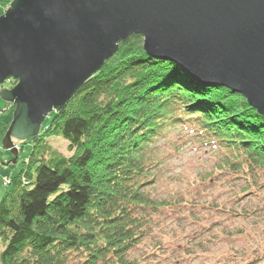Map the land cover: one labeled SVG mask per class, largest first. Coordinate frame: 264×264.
<instances>
[{
	"label": "trees",
	"instance_id": "trees-1",
	"mask_svg": "<svg viewBox=\"0 0 264 264\" xmlns=\"http://www.w3.org/2000/svg\"><path fill=\"white\" fill-rule=\"evenodd\" d=\"M15 109L2 110L3 137ZM177 126L227 153L225 171L264 170V116L246 98L149 57L142 36L129 38L29 140L42 150L0 200V264H137L129 256L150 234V214L168 207L144 191L160 165L152 146ZM53 137L74 155L49 148Z\"/></svg>",
	"mask_w": 264,
	"mask_h": 264
},
{
	"label": "water",
	"instance_id": "water-1",
	"mask_svg": "<svg viewBox=\"0 0 264 264\" xmlns=\"http://www.w3.org/2000/svg\"><path fill=\"white\" fill-rule=\"evenodd\" d=\"M136 35L149 57L264 116V0H14L0 16V97L16 106L3 147L17 157L13 141L38 137Z\"/></svg>",
	"mask_w": 264,
	"mask_h": 264
},
{
	"label": "rangeland",
	"instance_id": "rangeland-1",
	"mask_svg": "<svg viewBox=\"0 0 264 264\" xmlns=\"http://www.w3.org/2000/svg\"><path fill=\"white\" fill-rule=\"evenodd\" d=\"M5 105L0 97V125ZM5 136L0 134V200L12 178L42 150L29 140H14V149L19 150L16 157L3 147ZM46 143L66 158L74 155L62 138L46 139ZM152 155L160 165L153 172L155 183L144 191L168 207L150 214L151 232L130 253V260L137 264H264V170L251 172L246 165L244 173L225 171L227 153L206 147L185 126L170 129L152 146ZM22 178L26 179V171Z\"/></svg>",
	"mask_w": 264,
	"mask_h": 264
},
{
	"label": "built area",
	"instance_id": "built-area-1",
	"mask_svg": "<svg viewBox=\"0 0 264 264\" xmlns=\"http://www.w3.org/2000/svg\"><path fill=\"white\" fill-rule=\"evenodd\" d=\"M7 9H8V7H4V6H1L0 5V10L2 11V12H6L7 11ZM6 184H7V182H6Z\"/></svg>",
	"mask_w": 264,
	"mask_h": 264
},
{
	"label": "bare ground",
	"instance_id": "bare-ground-1",
	"mask_svg": "<svg viewBox=\"0 0 264 264\" xmlns=\"http://www.w3.org/2000/svg\"><path fill=\"white\" fill-rule=\"evenodd\" d=\"M11 4H12V3H10V4L8 5V7H10V6H11ZM0 5L2 6V4H1V3H0ZM4 7H5V6H4ZM0 11H1V10H0ZM3 14H5V13H2V15H3ZM2 15H1V16H2ZM84 85H85V84H84ZM84 85H83V86H84Z\"/></svg>",
	"mask_w": 264,
	"mask_h": 264
},
{
	"label": "crops",
	"instance_id": "crops-1",
	"mask_svg": "<svg viewBox=\"0 0 264 264\" xmlns=\"http://www.w3.org/2000/svg\"><path fill=\"white\" fill-rule=\"evenodd\" d=\"M3 108V107H2Z\"/></svg>",
	"mask_w": 264,
	"mask_h": 264
}]
</instances>
